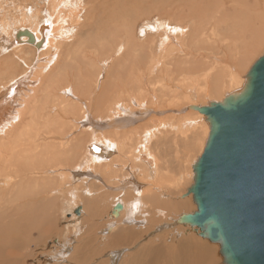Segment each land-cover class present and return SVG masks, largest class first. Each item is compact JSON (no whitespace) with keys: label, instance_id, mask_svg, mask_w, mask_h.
Masks as SVG:
<instances>
[{"label":"bare ground","instance_id":"bare-ground-1","mask_svg":"<svg viewBox=\"0 0 264 264\" xmlns=\"http://www.w3.org/2000/svg\"><path fill=\"white\" fill-rule=\"evenodd\" d=\"M47 1L51 4V8L46 9L48 14L44 11L46 17L43 21L48 22L43 28L48 34L45 33L46 31H40L42 25H36L38 14L31 15V17L25 16L28 10L34 12L32 8H25L21 13L20 21L28 20L29 23L32 21L29 27L21 26L26 29L12 30V27L7 28L0 25V264H20L29 260V256H36L37 253H32V247L38 242L44 241L52 233V226L67 202L75 203L76 200H81L83 204L82 216H74L69 219L76 231L74 237L77 233H82V229L85 230L84 227L87 229L90 224L91 226L97 225L98 221L102 219V212L99 210H101L102 201L107 195L96 194L87 199L86 197L82 198L78 193L82 188V176L86 173H95L97 165L106 162L110 153L122 155L128 148L126 154L131 156L135 166L144 164V161L150 163V173L154 174L155 183H159V173L165 178L163 170L171 174L176 171L179 173L181 170L185 173V163H189L191 166L190 159L196 156V152H194L196 150L194 149L195 143L203 147L207 139L209 127L206 117L198 112V117L202 119L197 118V124L192 125L185 124L188 120L187 116H185L187 119L179 122L177 126H172L159 117L148 119L149 121L142 120L134 125L144 117V112H148L139 113L140 110H145L149 104L143 98V94L161 93L160 87L153 86V79L168 76L167 80L173 82L180 76L178 69L181 61L199 58L192 47L193 39L188 43H183L184 34L193 35L194 38L196 34L211 37L218 32L220 37L216 40L212 39L217 51L219 42L228 32L233 31L236 38H245L236 21H225L230 13H233L232 18L234 20L246 18L247 31H251L254 36L259 31L257 26L260 28L259 18L264 15V0H187L185 6L180 9H178V3L170 9H166L164 6L167 5H163V3L167 0L162 1L163 3L159 5L157 10L159 20H156L153 28L147 29V33L148 35L154 32L158 34L162 31L158 40H162L163 35L168 36L166 43L162 40L164 44L159 49L158 54L154 55L155 47L152 50L150 46L143 47L140 42L135 40L136 36H134L132 29L130 32L122 29L128 26L131 28L130 12L139 11L142 8L135 6L138 4V0H105L104 2H108L109 8L111 7L113 10H111L110 15L106 12L109 15L107 18H110L108 23L102 16L99 17L95 13H91V10L88 11L90 13H86L85 21H98L103 28L116 30V36L120 42V36L125 34L127 41L122 45L125 56L135 57L137 56L135 51H140V49H143L144 53L138 61L134 59L124 63L112 81L109 91H104L97 81L89 80V77L97 71L96 59L91 53L86 59L81 57V63L84 65L83 72L78 67L76 72L65 70L59 72L62 76L53 78L55 68L50 66L49 60L55 55L48 53L52 52L55 47V36H57L61 22L60 16L64 10L68 9L67 5L74 0H45V3ZM90 1L88 0L89 3ZM148 3H150L149 0ZM150 7L153 8V6ZM140 13L143 14V11ZM100 15L103 14L100 12ZM197 15L199 19H205L204 22L195 26L196 20H194L192 22L194 25H189L190 19L192 20ZM223 17L225 18L223 19ZM212 18H221L224 21L222 23L209 21ZM113 19L116 21L113 22ZM163 19L167 20L169 26L172 25V21L178 22L179 30L175 31L174 29L173 31L179 35L177 39L172 37V33L166 34L164 32L165 27L160 25ZM158 29L160 31H156ZM143 30L145 32L146 29L143 28ZM204 39L206 40V38ZM254 44L247 39L244 54L247 52V55L251 56L253 49L256 48ZM43 45L45 46L44 50L37 51L42 53L39 55L40 59L34 57L33 62L37 64H33L31 58L26 55V53L32 54L34 52L29 46L39 49ZM201 56V59L192 61L189 67L195 68L199 61L202 67H207V61L204 60L207 56ZM45 58L47 61L44 63L41 59ZM148 58L152 59L146 62ZM20 61L25 63V71L17 72L15 64L21 63ZM221 63L223 67L217 68L212 74H206L212 80L211 87L209 88V84L201 86V89L197 90L200 98L208 96L212 91L218 94V98L222 95L220 89L222 88V78L227 73L228 62L223 60ZM60 65V61H58L56 67H60ZM46 67L48 73L44 70ZM233 75L231 74L233 79L230 80L229 91H240L243 88L242 80L236 79ZM61 78L65 81L62 88L58 86ZM34 81L38 82L40 91L32 87ZM30 88L33 89L31 94L26 91ZM176 90L179 93H176L175 97H179L184 92L183 89L178 90L176 88ZM66 91L70 93V96L67 95ZM94 93H97L96 98H94ZM193 93L192 89L188 90L189 95ZM133 94L137 95L130 96ZM123 95L127 97L121 99L120 102L114 101L112 105L114 111L109 116L100 114L97 110L89 111L86 109L83 111L81 116L74 121L78 123L77 127L79 126L81 129L79 137L72 138V130H65L64 124L70 119L68 115L73 113L70 109L71 106L76 103L83 104V99L87 100L88 106L93 102L99 105L109 98ZM20 106H22V111H18ZM166 129L177 130L180 135H184V138L177 135L171 137L174 146L173 152H175L173 160L169 159V151H164V153L161 151V147H165L168 141V138L163 135ZM77 143L80 144L77 145ZM155 145L160 147L155 148ZM98 149H100V153ZM157 150H160L163 157L167 158V164L165 162H162L161 165L157 164L155 159ZM83 151L84 153H82ZM101 159H105V161L101 162ZM84 162L87 164L85 167H81ZM127 169L126 174L122 175V180H124L122 190L128 187L132 190L139 189V185L135 184L131 177L136 174L134 170L136 168ZM147 170L148 168L143 165L142 172L146 173ZM192 179L193 172L192 178L189 179L180 174L178 183L186 184ZM90 190L92 189L90 188ZM150 191L151 188L142 187L141 195L144 196L145 192ZM84 192L88 193L89 190L86 189ZM147 199L153 205L149 207L147 215L144 214L143 204L140 201L135 202L132 206L130 202L123 203V205L116 203L111 207L107 216L108 223L105 227L110 229L111 225L115 223L117 233L108 245L102 246V238L99 241V251L97 248L94 249V245L91 246L89 241L82 240L75 244L72 243L74 246L71 255L69 247L67 255L61 256L62 254H58L60 251L57 252V255H60L61 258L68 256V264H77L80 261L89 262L90 258L96 254L102 255L107 250L135 244L136 246L131 247L132 250L127 248L123 252L125 254H121L122 257L125 255V259H120L118 262L113 256L111 263L224 264L219 254V246L201 238L200 232L193 227L191 228L197 233L194 235L195 237L185 239L188 232H181L178 230L179 227H174L170 229L173 231V236L170 239V230L164 229L160 225L155 230L164 231V234L162 232L155 235L151 233L153 236L149 240L137 242L136 235L140 232L147 233L149 230L153 232L157 223L167 221L169 217L181 212L183 208L186 211L193 208V205L189 203H163L159 205L160 200H153L149 197ZM124 200L126 197L123 198ZM116 205H119L120 208L113 215L112 210ZM158 205L159 210L154 207ZM134 209H137V213L133 214L136 212L133 211ZM157 211L160 216H165L158 217ZM74 214L79 215L80 208L76 209ZM138 215L145 224L140 226L130 224L138 218L136 217ZM187 226L189 225L187 224ZM104 230L102 229L101 232ZM174 233H178L177 242L174 240L176 239ZM85 236L89 238L88 231ZM215 250L219 254V261L215 256Z\"/></svg>","mask_w":264,"mask_h":264},{"label":"rangeland","instance_id":"rangeland-1","mask_svg":"<svg viewBox=\"0 0 264 264\" xmlns=\"http://www.w3.org/2000/svg\"><path fill=\"white\" fill-rule=\"evenodd\" d=\"M104 1L105 0H91L89 3L88 0H74V2L69 3L67 5L68 9L64 10L63 14H61L59 31L57 33V36H55L56 39L55 47L53 48L52 52L48 53L55 55L49 60L50 66H53L55 68V73L53 78H57L59 75L62 76V74H60L59 72L65 70L68 72H76L78 70V67H80L81 71L83 72L84 65L81 63V57L86 59L88 58L89 53H91L92 55L95 56L97 71L95 74H92L89 77V80L97 81L104 91H109V87L112 81L115 79V76L117 75L119 69L123 67L124 63H128V61L134 59L138 61L139 57L143 56L142 54L144 53L143 49H140V51L136 50L135 54H137V56L135 57L125 56L123 54L122 45L127 41L125 34L120 36L121 39L120 42L117 39L116 30L103 28L101 23L98 21L95 22L85 21L86 13L88 14L91 12V13H95L99 17L102 16L103 19H105L106 23H108V20L110 18L107 17H109V15L113 10L111 9V7L109 8L108 2L105 3ZM162 1L165 0H149L150 3H148V0H138L137 1L138 4L135 6L136 7L141 6L142 8L141 9L138 8L139 11L130 12L131 17L129 18V20L131 22V28L129 26L127 28L126 27L122 28L123 30H126L128 32H130L132 29V31L134 32V36H136L135 40L137 42H140L143 47L146 48L150 46L151 50L153 47H155L154 55L158 54L159 49L164 44L162 40H164L166 43V39L168 36L167 35L165 37V35H163L162 40H158L159 35L162 34L161 33L162 31H160L159 29L156 30V31H160V33L158 34H155L157 32H154L153 33L154 35L153 34L148 35L147 33L148 32L147 29L153 28V26L156 24V20H159L157 10L159 9L158 8L159 5L163 3ZM185 1L187 0H167V2L163 3V5L166 4L167 6L164 7H166V9H170L172 6H175L178 3V9H180L185 6ZM150 6H153V8ZM99 7L102 8L100 9ZM25 8H32V11H34L31 12V10H28L25 13L26 17H31V15L33 16L34 14H38L36 25L37 24H39L38 26L42 25L40 31L41 30H43V32L46 31V29H44L43 27L46 26L48 21L44 22L43 19L44 17H46L44 16L45 13L48 12V10L46 9L51 8V4L48 1L45 3V0H0V25L1 26L4 25L7 28L12 27L13 28L12 30L26 29V28H22L21 26L29 27L32 21H30V23L28 20L20 21L22 17L21 13ZM89 10L91 11L88 12ZM142 11L143 14L140 13ZM100 12L103 15H100ZM106 12H108L109 15L106 14ZM232 16L233 13H230L229 16L226 18L227 20L225 19V21H229V22L236 21L239 27L242 29V35L245 36V38H236L234 36L233 31L228 32L225 35V37L219 42L216 51V47L212 39L216 40L218 37H220V34L218 32L212 35L211 37L207 35L202 36L201 34H196L193 38V35L184 34L182 37L183 43H188L193 39L192 47L195 49V52L199 55V58L194 60L201 59L202 58L201 55H204V57L207 56L206 59H204L205 61H207V67L205 68L202 67L201 62L199 61L196 64L195 68H191L189 66L191 62L194 60H183L179 63L180 68L178 69V72L180 73V76L177 77L175 81L169 82L167 80L168 76L164 78L153 79V86L160 87L162 92L143 94V98L146 99L149 102V104L147 107H145V110H140L139 113L143 111H148V112H144L143 113L144 117L139 121H137L134 125H136L138 122L142 120H148L153 117L162 118L164 122H168L172 126H177L179 122H181L184 119H187V117L188 120L185 123L186 125L197 124V118H201V117H198V111L193 109L194 107L202 108V107H208L212 103H222L224 99L229 95L235 98L238 97V95L242 92L243 89L234 92L229 91L230 80L233 79L231 74H234L233 76L236 79L242 80V84L244 85L246 80L245 78L247 77V73L249 69L256 62V60L259 59L264 54V15H262L261 18H259L260 28L257 26V30L259 31H257V33L255 34L256 36H254V34L251 31H247L248 23L246 22V18H242V19L238 18L234 20ZM18 17L20 18L18 19ZM198 17L199 16L197 15L192 20L190 19V22L188 24L189 25L191 24V26H193L194 24H192V22L196 20L195 26L201 25L205 19H199ZM224 18L225 17H223V19ZM8 19H11V21H8ZM223 19L212 18L209 21H217L219 23H222L224 21ZM115 21L113 19V22ZM171 23L172 25L169 26L167 24V20L163 19L160 25L165 27L164 32L166 34L172 33L173 34L172 37H175L177 39L179 35L173 33V31L174 29L175 31H178L180 26L176 21L175 22L172 21ZM143 28L146 29L145 32ZM168 29H170V32H168ZM45 33L48 34L47 31ZM204 38H206V40ZM247 39L250 42L255 43L254 46L256 47L255 50L253 49L251 56L249 54L247 55V52L244 54L245 41ZM29 47L34 52L32 54L26 53V55L31 58V62L34 64L35 62H33V58L35 57L36 59H40L39 55L42 54L41 52H37V51L44 50L45 46L43 45L39 49H36V47L33 46H29ZM152 58L146 59V62H149ZM41 60H43L44 63L47 61L46 58ZM223 60H227L228 65H227V73L222 78V88L220 89V91L222 90V95L219 94L220 99L217 97L218 94H215L214 91L212 90H211L212 92H210L208 96H205L204 98H200V96L197 93V90L201 89L200 87L205 86V84H209V88L211 87L210 83L212 82V80L208 78L206 74L207 73L212 74L217 68L223 67L221 63V61ZM58 61H60L61 64L60 67H56V65H58ZM20 62L21 63L19 64H15V68H17L18 70L17 72L25 71L24 68L25 63L23 61ZM44 70L46 73H48L47 67L44 68ZM137 72L138 71L136 70V73ZM97 74H99L98 77ZM64 85H65V81L61 78L58 86L62 88V86ZM32 87L37 88V91H40V89L38 88L37 81L32 82ZM176 88H178V90H182V89L184 90V92L179 97L174 96L176 93H179L176 90ZM189 89H192L194 93L189 95L188 94ZM26 91L29 94H31L33 92V89L30 88L27 89ZM66 92L67 95L70 96V93L68 91ZM94 94H95L94 98H96L97 93ZM136 95L137 94H133L130 96L134 97ZM126 97H127L126 95L116 96L114 98H109L108 100L104 101L99 105H96L93 102L89 106L87 104V100L83 99V104L76 103L75 105L70 107L73 113L71 115H68L70 119H68L67 122L64 124L65 130H72L71 131L72 138L79 137L81 129L79 126L77 127L78 123H75L74 121L81 116V113L83 111H85L86 109H88L89 111L97 110L100 114L109 116L114 111L112 108L114 101L118 100V102H120L121 99ZM48 104H50V102H48ZM21 107L22 106H20L18 111L20 110L22 111ZM163 135H165L168 138V141L165 147H161V151H163V153L164 151L165 152L169 151L170 152L169 159L173 160L175 157V152H173L174 146L171 137L177 135L178 137L181 136L182 138H184V135H180L177 130H171V129H166ZM78 144L80 143H77V145ZM195 144L196 145L194 146V149L196 150L194 152H196V156L190 159L191 166L193 165V162L194 161L196 162V160L200 157L204 147V146L202 147V145L198 143ZM156 147L158 148L160 146L155 145V148ZM127 149L124 151L122 155H116L110 153L109 154L110 157L106 162L97 165V167L95 168V173H86L82 176V180H83L82 188L81 191L78 193V195H80L82 198L86 197L87 199L93 197L96 194L107 195V197H105V199H103L102 201L103 205H101L102 206L101 210H99L100 212H102L101 213L102 221L99 220L97 225L96 224L94 226L92 225L93 230H91L90 232L92 236L90 238L85 236V233L88 231V229L84 227L85 230L82 229V233L79 234L77 233V235L75 236L76 238L74 237L75 235L74 232L76 231L72 226L73 223H71L70 222L71 220L69 219L74 216L76 217L82 216L83 204L81 200H76L75 203L72 201L67 202L64 205L63 209L61 210L60 216L57 217V220L53 224L54 227L52 226L53 229L52 233L49 236H47V238L44 241L38 242L34 247H32V253L34 252L37 253L36 256L34 257L29 256V260L24 261L23 263L20 264H48V262L49 264H68L69 262L68 256L66 258L62 257L64 260H61L62 258L60 257V255H57V252L60 251L58 254H62L61 256H65L68 254L67 249L69 247L70 249L69 253L71 255V251L74 246V245L72 246V243L75 244L76 242H80L82 240H84L85 242L89 241L91 246L94 245L93 248L94 249L97 248V250L99 251V245H100L99 241H101V239L104 238L103 237L104 234L109 230V227L106 228L105 225L106 223H108L107 216L109 211L111 210V207H113L116 203H121L123 205V203L127 204L130 202H131L130 205L132 206L135 202L140 201L143 204V212L144 214H146L148 212L149 207L153 206L152 202L148 200L147 197L153 200H160L159 205L163 203H173V204L189 203L193 205V208H191L190 211H186L183 208L181 212L174 214L172 217H169L167 221L165 222L162 221L157 223L156 227L153 228V232H151L152 230H149L147 233L140 232L138 235H136L137 242L147 241L150 239L151 236H153V234L155 235L160 232L164 234L163 233L164 231L155 230L158 227H160V225L164 229L170 230L171 228L179 227L178 229L179 231L188 232V235L185 237V239H188L190 237H195L194 235H197V233L193 231L194 227L191 228V226H187V224L183 222L184 216L191 215L196 210V207L192 201L191 194H187V190L192 185L193 179L191 180V182H188L186 184H182L181 182L178 183L179 182L178 177L180 174L184 175L186 179H189L190 177L192 178V169L190 168L191 166H189V163H185L186 164L185 173L181 170L179 173L178 171H176L175 173L171 174V173H167L166 170H163V173L165 174L164 176L165 178H163L162 174L159 173V183H155L154 174L152 172L150 173V168H149L150 163L144 161L143 162L144 164H139L138 166H135L136 164L132 162L131 156L126 154ZM161 151L157 150L155 154L156 162L159 165H161L162 162L166 163V159H167L163 157ZM98 152L100 153V149H98ZM82 153H84V151ZM100 161L103 162L105 161V159H101ZM110 161H112L113 163ZM86 164L87 163L84 162L83 164H81L82 165L81 167H85ZM143 165L148 168L146 173L142 172ZM134 167L136 168L134 169L136 171V174H134L131 177L133 178L135 184L139 185L138 187L139 189L132 190L128 187L127 189L122 190L123 188L122 183L124 182V180H122L123 178L122 175L126 174L127 168H128L127 170H133L132 168ZM151 171H153V169H151ZM189 173L191 176L189 175ZM142 187L151 188V191L145 192L143 196L141 195ZM90 188L92 190H90ZM86 189L89 190L88 193L84 192ZM125 197L126 200L123 201V198ZM159 205L154 207L159 210ZM78 208H80V214L75 215L74 211ZM136 210L137 209H134L133 211ZM134 213H137V211L133 212V214ZM157 216L164 217L165 215L160 216L157 211ZM136 217H138L139 220L137 221L138 218H136L135 219L136 221L135 220L133 221L135 223L130 222V224L132 225L138 224L137 226L145 224L144 220H142L141 217H139V215ZM99 225L100 226L103 225L102 226L103 228L100 227ZM169 225L171 227H168ZM102 229L105 230L102 233H100ZM172 236H173V231L170 230L169 231L170 239ZM177 236L178 233H174V237L176 238L174 240L176 242L178 241ZM67 241L69 242L66 244ZM167 243L165 244L167 245ZM132 246H136V245L133 244L131 246L129 245L128 247H117L109 251H106V253H103L102 255L96 254L98 256L95 255L92 258L89 257L90 258L89 262L80 261L77 264H88L90 262L91 264H115V262L111 263V258L114 256L115 261L120 262V259L122 260L125 259V255L122 257V255L125 254L123 252H125L127 248H130L129 250H132L131 249ZM215 256L217 257V260L218 258H220L216 250H215Z\"/></svg>","mask_w":264,"mask_h":264},{"label":"water","instance_id":"water-1","mask_svg":"<svg viewBox=\"0 0 264 264\" xmlns=\"http://www.w3.org/2000/svg\"><path fill=\"white\" fill-rule=\"evenodd\" d=\"M245 79L238 97L193 108L209 132L187 190L196 210L183 222L219 246L224 264H264V54Z\"/></svg>","mask_w":264,"mask_h":264},{"label":"crops","instance_id":"crops-1","mask_svg":"<svg viewBox=\"0 0 264 264\" xmlns=\"http://www.w3.org/2000/svg\"><path fill=\"white\" fill-rule=\"evenodd\" d=\"M87 229H88V234H89V238H90L92 236V234L90 232H91V230H93V228H92V226H87ZM116 233H117V230L115 227V223H113L111 225L108 233H105L103 236L104 238H103L102 246L108 245L112 241V238L116 235ZM121 247H125V246H121ZM107 251H109V250H107Z\"/></svg>","mask_w":264,"mask_h":264}]
</instances>
